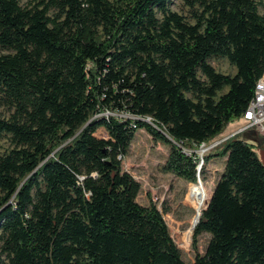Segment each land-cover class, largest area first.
Returning <instances> with one entry per match:
<instances>
[{"label":"trees","instance_id":"trees-1","mask_svg":"<svg viewBox=\"0 0 264 264\" xmlns=\"http://www.w3.org/2000/svg\"><path fill=\"white\" fill-rule=\"evenodd\" d=\"M169 2L0 0V264H186L123 159L144 130L170 146L165 171L197 183L185 148L243 118L264 75V0H188L195 24ZM241 135L204 156L227 160L194 264H264V163Z\"/></svg>","mask_w":264,"mask_h":264},{"label":"rangeland","instance_id":"rangeland-1","mask_svg":"<svg viewBox=\"0 0 264 264\" xmlns=\"http://www.w3.org/2000/svg\"><path fill=\"white\" fill-rule=\"evenodd\" d=\"M19 2L22 6H30L34 0H19ZM169 3L170 11L178 13L186 21L195 24L188 0H170ZM260 13H264V8H260ZM159 18L162 16L159 15ZM2 53H6V51H2ZM209 63L223 74L235 75L237 72L226 58H212ZM226 91L227 89L224 92ZM9 115V110L0 105V117L8 118ZM246 126L247 121L244 117L238 119L226 127L221 137L213 144L201 147L188 145L185 152L189 154L195 152L201 161H204V156L210 149L222 143L224 139L241 133L242 139L254 144L258 156L264 163V134L258 128L245 129ZM96 136L108 138L104 129H99ZM11 148L10 136L0 137V154L8 152ZM202 151L204 152L202 153ZM169 153V145L155 140L147 131L141 130L137 133L127 156L123 159V169L141 185L137 201L143 206L155 204L158 207L174 241L181 249L183 260L186 264H194L196 257L193 248L194 225L198 221L199 212L206 208L216 183L221 179L227 159H211L201 170L200 182L194 184L165 171L164 166ZM209 240V234H203L197 239L199 253L205 252Z\"/></svg>","mask_w":264,"mask_h":264},{"label":"built area","instance_id":"built-area-1","mask_svg":"<svg viewBox=\"0 0 264 264\" xmlns=\"http://www.w3.org/2000/svg\"><path fill=\"white\" fill-rule=\"evenodd\" d=\"M257 92H264V75L258 81L254 98L250 102L249 107L244 114V119L247 121L245 129L258 128L260 132L264 134V107L259 104Z\"/></svg>","mask_w":264,"mask_h":264},{"label":"water","instance_id":"water-1","mask_svg":"<svg viewBox=\"0 0 264 264\" xmlns=\"http://www.w3.org/2000/svg\"><path fill=\"white\" fill-rule=\"evenodd\" d=\"M229 138H230V137H229ZM229 138H226V139H229ZM226 139H224V140H226ZM224 140H223V141H224ZM215 145H216V144H215ZM203 152H204V151H202V153H203ZM203 166H204V161H201V163L199 164V166H198V168H197V170H198L197 182H200V174H201V170H202ZM211 196H212V195H211ZM210 199H211V197H210ZM209 201H210V200H209ZM208 205H209V202H208V204H207V206H206V208H205L204 210L207 209ZM204 210H203V212H204ZM203 212H202V214H201L200 219L198 220V222L194 225V228H196L197 225L199 224V222H200V220H201V217H202V215H203Z\"/></svg>","mask_w":264,"mask_h":264},{"label":"bare ground","instance_id":"bare-ground-1","mask_svg":"<svg viewBox=\"0 0 264 264\" xmlns=\"http://www.w3.org/2000/svg\"><path fill=\"white\" fill-rule=\"evenodd\" d=\"M257 99L259 100V104L264 107V92H257ZM207 206V205H206ZM202 214V213H201ZM201 216V215H200ZM200 219V217H199ZM198 219V220H199ZM198 222V221H197Z\"/></svg>","mask_w":264,"mask_h":264}]
</instances>
